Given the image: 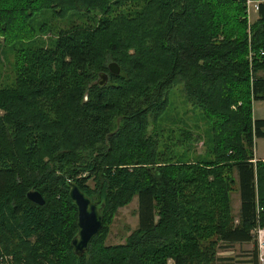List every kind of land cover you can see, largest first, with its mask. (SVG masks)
Segmentation results:
<instances>
[{"label":"trees","instance_id":"trees-1","mask_svg":"<svg viewBox=\"0 0 264 264\" xmlns=\"http://www.w3.org/2000/svg\"><path fill=\"white\" fill-rule=\"evenodd\" d=\"M253 1L258 11L250 33L243 0H152L160 26L139 35L133 25L120 35L111 20L117 0H0V42L16 54L14 81L0 87V244L15 240V259L184 264L178 250L190 242L197 250L210 230L219 248L253 243L252 264H258L253 232L264 228V161H253L264 119H253L252 104L264 101V0ZM71 11L78 14L71 25L51 22ZM109 63L119 67L117 76ZM100 73L108 75L102 88ZM176 86L211 120L204 158L189 160L161 149L157 138H139L150 122L160 127ZM175 146L182 148L181 141ZM140 151L148 156L135 161ZM68 181L103 217L81 256L71 247L77 213ZM233 189L240 201L236 221ZM30 191L44 204L30 202ZM133 197L137 229L124 244L105 246L106 206Z\"/></svg>","mask_w":264,"mask_h":264},{"label":"rangeland","instance_id":"rangeland-1","mask_svg":"<svg viewBox=\"0 0 264 264\" xmlns=\"http://www.w3.org/2000/svg\"><path fill=\"white\" fill-rule=\"evenodd\" d=\"M151 2L152 0H117V5L113 9L111 20L120 35H126L133 25H136L135 28L137 27V31H140L139 35L144 33L146 29L151 33L160 26V18L157 13H150L152 6ZM243 2L244 8L241 9V13L245 15V31L250 33V27L256 21V13L252 11L250 6H247V0H243ZM240 6L242 7V5ZM97 16L99 17V15ZM76 17H78L76 11H71L63 17V22L58 20H51V22L55 27H64L66 25H71ZM127 23L130 25H127ZM13 48L11 44L4 45V42H0V87L9 86L14 81L12 77V66H14V57L16 54ZM203 116L205 115H203L202 112L195 110L194 107L187 103L180 86L173 87L169 91L168 109L159 118L160 127L157 128L155 124L150 122L149 127L143 134L140 133L141 135L139 138H157L161 145V149L168 147L173 151L172 154H182L181 156L189 160L195 157L204 158L211 148L209 143H212V141L209 140L212 139L213 134L210 127V118L208 120ZM252 116L253 119H264V101L252 104ZM115 124H117V119H115ZM167 128H171V134ZM174 128L176 130L179 129L177 133ZM172 129L174 131H172ZM181 134L183 135L181 136ZM188 134L192 136V140L185 139ZM168 135L170 139H167ZM177 140L181 141L182 148L175 146ZM195 141L196 143H194ZM143 144L145 147L149 146V144ZM186 148L187 150L184 151ZM254 153H256L255 155L258 157L264 158V139H255ZM140 156L145 159L148 154L142 153L141 151L137 152L134 156V160L136 161ZM132 161L133 159L129 160V163ZM161 163H165V160H162ZM86 184L90 189L95 188L93 181H89ZM232 191L230 196V209L231 216L232 218L234 217L235 220L240 201L238 191L235 189ZM100 200L101 198L97 193L96 201ZM109 202L112 203L111 201ZM137 208L138 203L136 197H133L131 201L125 205L117 204L114 208H108V206H106L104 215L108 223L105 232V246L124 244L127 238L137 229ZM205 235L206 239H202L198 242L197 245L199 248L197 250L194 249L195 244H191L192 242L185 246V251L178 250L179 253L184 254L186 257L184 264H252L253 243L243 245L235 244L227 247L221 244V248H219L220 243L217 242L214 244V239L210 230H207ZM4 247H9V249H11V254H9L8 249L3 250ZM15 247V240L10 243V246L0 244V264H22L19 259H15L14 257ZM202 252H204L205 255H201ZM21 256H24V253H21ZM203 258H205L206 261ZM164 259L165 257H161L160 261ZM173 262L172 258H167L164 264H174Z\"/></svg>","mask_w":264,"mask_h":264},{"label":"water","instance_id":"water-1","mask_svg":"<svg viewBox=\"0 0 264 264\" xmlns=\"http://www.w3.org/2000/svg\"><path fill=\"white\" fill-rule=\"evenodd\" d=\"M107 69L114 76H117L120 72L119 67L115 63L108 64ZM107 82V73H100L96 82L97 86L102 88ZM67 184L68 197L74 204L77 213V234L71 241V247L76 256H81L88 250L92 240L99 234L103 226L102 216L100 208L85 196L75 183L68 181ZM27 199L39 206L44 204L42 196L37 191H30L27 194Z\"/></svg>","mask_w":264,"mask_h":264},{"label":"built area","instance_id":"built-area-1","mask_svg":"<svg viewBox=\"0 0 264 264\" xmlns=\"http://www.w3.org/2000/svg\"><path fill=\"white\" fill-rule=\"evenodd\" d=\"M247 6L251 7L254 13L258 11V3L255 1L247 0ZM253 236L256 237L258 247V264H264V229H256L253 232Z\"/></svg>","mask_w":264,"mask_h":264},{"label":"crops","instance_id":"crops-1","mask_svg":"<svg viewBox=\"0 0 264 264\" xmlns=\"http://www.w3.org/2000/svg\"><path fill=\"white\" fill-rule=\"evenodd\" d=\"M256 153H254V157L256 158V160H258V159H260L261 161L262 160H264V158H260V157H258L257 155H255ZM239 205H240V203H239ZM239 210V209H238ZM237 215H238V212H237ZM236 221V220H235Z\"/></svg>","mask_w":264,"mask_h":264},{"label":"bare ground","instance_id":"bare-ground-1","mask_svg":"<svg viewBox=\"0 0 264 264\" xmlns=\"http://www.w3.org/2000/svg\"><path fill=\"white\" fill-rule=\"evenodd\" d=\"M257 162V160H254L253 163L255 164ZM259 229V228H258ZM260 229H264V228H260ZM256 238V237H255ZM258 248V247H257Z\"/></svg>","mask_w":264,"mask_h":264}]
</instances>
